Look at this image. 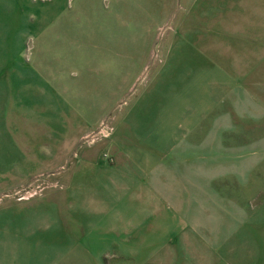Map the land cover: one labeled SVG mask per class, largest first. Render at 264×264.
Listing matches in <instances>:
<instances>
[{"label": "rangeland", "instance_id": "374dc122", "mask_svg": "<svg viewBox=\"0 0 264 264\" xmlns=\"http://www.w3.org/2000/svg\"><path fill=\"white\" fill-rule=\"evenodd\" d=\"M115 2L123 15L112 16ZM98 21L105 34L98 35ZM134 22L135 28L125 29ZM45 27L48 45L40 37ZM187 62L208 63L199 72L209 75V93L204 84V93L195 94L193 109L186 110L189 129L178 133V180L189 173L190 180L183 179L188 201L190 194L203 200L189 220L204 226L195 231L202 233L203 252L225 254L231 260L225 264H264V0H0V264H76L68 232L59 233L56 223L39 232L46 234L39 235L42 240L16 228L27 216L17 221L11 211L39 199L38 205L63 203L66 187L55 163L36 159L29 147V118L44 117L56 129L62 116L72 112L74 118L72 110L88 116L91 131L77 148L100 147L114 160L108 147L128 98L167 66ZM60 70L67 71L65 78H54ZM37 101L43 112L35 113ZM70 132L65 149L79 129ZM122 203L130 220H144L131 209L133 200ZM65 207L72 208L67 202L53 212L57 220ZM149 220L162 222L158 213ZM114 221L120 223L121 213ZM142 225L127 236L113 231V255L101 254L97 264L120 258L139 264L132 254L151 253L155 241L148 237L149 225ZM17 231L22 240L12 239ZM208 233L220 237L208 240ZM222 239L224 245H216ZM125 245L129 254H122Z\"/></svg>", "mask_w": 264, "mask_h": 264}, {"label": "crops", "instance_id": "0c3cea01", "mask_svg": "<svg viewBox=\"0 0 264 264\" xmlns=\"http://www.w3.org/2000/svg\"><path fill=\"white\" fill-rule=\"evenodd\" d=\"M117 2L121 5V1ZM117 2L113 3V9L110 11L112 16H117L119 13L123 15L124 8L122 7V10L117 8L119 5ZM138 11L139 9L136 13ZM141 13L143 14V10ZM96 23L101 28L98 35L105 34L107 32L105 26H101L99 21ZM130 24L125 29H129L130 26L135 28V22ZM47 28H43L42 31L45 36H40L44 38L46 45L50 43L49 31H45ZM70 64L72 65V62ZM207 65L208 63H205L203 67V62H187L180 68L167 66L163 72L155 75L153 83L128 98L127 104L125 103L127 107L125 106L120 111L121 115H117L119 122L114 140L108 147L114 160L108 154L102 155L100 147L87 151L82 149L83 147L77 148V143L87 137L91 131L88 116L83 119L79 113L72 110L74 118L71 119L72 112L68 116H62L58 119L56 129L52 128L44 117L40 120L30 116L29 147L35 150L36 159L43 156V158L47 157L48 163H55L59 168L58 176L65 182L66 187L62 189L65 191V195L61 196L64 199L63 203L38 205L37 203L41 202L39 199L38 202L35 201L29 206L18 207L11 211L17 221L23 220L22 215L27 216L25 223L16 225V228L29 229V239L42 240L39 235L46 238V234L43 233L50 230L52 224L56 223L55 226L59 233L62 229L68 232L66 238L72 245L71 255L76 264H81L83 259H87L89 264H97V260L102 259L101 254L113 255L111 246L114 239L112 240L111 233L117 231L127 236L131 230H142L143 223L149 225L148 237L155 241L152 245L154 250L151 253L132 254L139 256V264H225L231 262L225 254L207 253L200 248L203 246L202 238H199L202 233L195 231L204 226L189 218H191L190 213L196 202L201 204L203 200L199 202L190 194L192 199L188 201L189 197L183 189L186 187L185 176L190 180L189 173H182L181 178L185 180H178L179 129L183 130L181 133L189 129L186 110L193 109L195 94L204 93V84L208 91L206 93H209V75L199 72L201 69H208L205 68ZM144 68L145 65L137 70ZM122 69L128 72L129 67L125 66ZM177 69L180 70V74ZM66 73L67 71L60 70L59 74L53 77L65 78ZM134 74L137 75L136 72ZM47 83L48 81H45L41 84ZM34 96H31L32 100ZM44 108L45 106L37 101L35 113L43 112ZM179 110H181L180 113ZM190 117L194 115L191 113ZM179 118L181 119L180 124ZM82 121L87 123L84 129H82ZM189 124L193 128L191 122ZM77 128L79 129L78 136L71 146L65 149L63 142L67 139V134ZM77 134H71V138ZM59 149L63 150L62 154ZM179 181L183 186L180 194ZM132 200L134 204L131 209L136 214H144L143 221H132L128 218L126 212L128 208L122 202ZM67 202L72 208L65 207L64 218L61 216L57 220L53 212L56 214L58 206H66ZM118 202H121V206H116ZM4 212L0 211V227L3 224L1 217ZM120 213L121 221L116 223L114 217L116 220V216ZM154 213L160 215L162 222L149 220ZM65 214L68 216L65 217ZM13 221L15 222L14 219ZM69 222H72L73 228L67 227L66 223ZM209 225L205 224L207 229ZM185 230H187V236H185ZM40 231L43 233H39ZM21 234L17 231V236L12 239L22 240ZM212 236L220 237L218 234H212ZM213 237L211 238L208 233V240H213ZM103 242L104 246L100 248L98 245H103ZM221 242H217L216 245H224L225 239ZM212 243L211 241L210 244ZM126 246H121L122 254L128 253ZM188 246H191V252L179 254V248ZM96 251L102 252L98 255ZM83 252L88 255L86 258H82ZM120 262L118 263L117 260L116 264H125L122 258Z\"/></svg>", "mask_w": 264, "mask_h": 264}, {"label": "built area", "instance_id": "2783aa9c", "mask_svg": "<svg viewBox=\"0 0 264 264\" xmlns=\"http://www.w3.org/2000/svg\"><path fill=\"white\" fill-rule=\"evenodd\" d=\"M105 130V129H104ZM107 156V155H106ZM31 196L33 197L34 196V194H31Z\"/></svg>", "mask_w": 264, "mask_h": 264}]
</instances>
